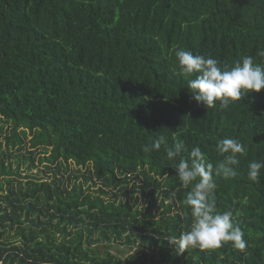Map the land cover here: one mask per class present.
<instances>
[{
    "label": "trees",
    "instance_id": "obj_1",
    "mask_svg": "<svg viewBox=\"0 0 264 264\" xmlns=\"http://www.w3.org/2000/svg\"><path fill=\"white\" fill-rule=\"evenodd\" d=\"M178 49L264 63V0H0L1 264H264V170L247 176L264 161V89L207 109ZM160 135L187 151L144 152ZM224 138L245 152L236 177L213 172L215 205L246 248L180 253L167 238L194 222L195 181L174 165L199 146L215 169Z\"/></svg>",
    "mask_w": 264,
    "mask_h": 264
},
{
    "label": "clouds",
    "instance_id": "obj_2",
    "mask_svg": "<svg viewBox=\"0 0 264 264\" xmlns=\"http://www.w3.org/2000/svg\"><path fill=\"white\" fill-rule=\"evenodd\" d=\"M264 58V49L258 51ZM180 74L185 78L192 98L203 104L207 109L215 107L219 101L221 108H227L236 100H241L249 90L259 92L264 89V63L254 62L252 56H243L233 65H221L220 61L211 56L193 54L191 51L178 49L175 51ZM164 146L166 158L171 161L184 151V143L175 141L168 146L165 136L154 138L151 147L145 145L144 152L159 150ZM216 150L224 158L217 163L215 169L212 163L200 149L193 146L188 158L179 160L174 165L176 175L183 186L194 183L193 190L187 195L184 203L190 207L194 222L190 230L179 237L167 238L175 244L180 253L187 248L215 249L224 242H232L236 249L246 248L244 232L233 222L230 211L220 212L216 209L214 190L216 188L213 172L224 177L239 175L237 166L240 161L238 154L245 152L239 140L224 138L217 142ZM264 170V161H252L248 164V179L259 182Z\"/></svg>",
    "mask_w": 264,
    "mask_h": 264
},
{
    "label": "rangeland",
    "instance_id": "obj_3",
    "mask_svg": "<svg viewBox=\"0 0 264 264\" xmlns=\"http://www.w3.org/2000/svg\"><path fill=\"white\" fill-rule=\"evenodd\" d=\"M33 172H36V170H34ZM29 173H31V172H29ZM45 177H47V174H46ZM50 178H51V176H50ZM30 180H31V178L26 177V172L23 171L22 175L21 176H16V178H15V180L13 182V184L15 185V189L18 192L19 191H22V192L26 191V189L29 187ZM5 192H8V190L6 189ZM4 204H5V202H4ZM13 233L14 232H12V234ZM137 246H138V243L136 245H134V246H132L131 244L130 245H122V244L121 245L120 244L117 245V247H119L121 250H124L125 255L128 254V253H131L132 251H134ZM112 251L113 252H117V250L113 249V248H112ZM120 254H122V253H120ZM0 264H1V262H0Z\"/></svg>",
    "mask_w": 264,
    "mask_h": 264
}]
</instances>
